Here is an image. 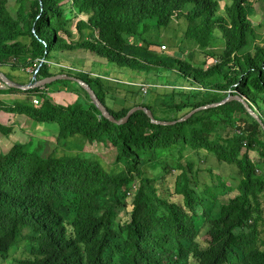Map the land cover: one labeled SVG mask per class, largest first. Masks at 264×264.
I'll use <instances>...</instances> for the list:
<instances>
[{
    "label": "trees",
    "instance_id": "trees-1",
    "mask_svg": "<svg viewBox=\"0 0 264 264\" xmlns=\"http://www.w3.org/2000/svg\"><path fill=\"white\" fill-rule=\"evenodd\" d=\"M254 3L14 0L13 18L7 0H0V68L37 70V80L63 73L81 79L116 120L141 106L154 119L171 122L239 96L264 125V44L250 19ZM174 21L185 25L183 40L196 50L191 60L181 46L173 55L153 49ZM79 54L123 72L150 74L146 82L169 86L160 90L165 98L154 100L151 86L145 94L129 88L131 97L119 101L101 74L92 77L76 61ZM58 83L76 101L53 100L48 89L56 82L27 91L8 88L41 102L10 112L55 124L62 149L70 150L77 136L111 148L112 163L122 168L107 171L94 158L46 153L42 145H15L0 154V264H264V132L241 102L201 110L173 125L153 124L143 111L116 125L77 84ZM110 98L121 108H109ZM159 105L176 117L158 119ZM160 154L175 164L169 165L174 179L166 194L157 184L170 172L162 179L144 174L152 164L165 170ZM211 188L221 192L213 196Z\"/></svg>",
    "mask_w": 264,
    "mask_h": 264
},
{
    "label": "rangeland",
    "instance_id": "rangeland-1",
    "mask_svg": "<svg viewBox=\"0 0 264 264\" xmlns=\"http://www.w3.org/2000/svg\"><path fill=\"white\" fill-rule=\"evenodd\" d=\"M223 3L224 2H221L220 5L223 6ZM14 6H15L14 0H7V10L9 11V13L11 14L13 18L16 17ZM251 9H252V12L250 15V19L252 21L253 26L256 28V33L258 37L257 41L262 42L264 44V0H255V3L251 7ZM184 32H185V25L174 21L165 32L159 33L158 37H159L160 45L158 47L153 48L154 51L157 54L163 53L167 55H173L174 51L177 50V46H181L183 47L182 51L184 55L188 59L191 60L193 57L192 51H196V50H193L192 44L183 40ZM220 45L221 43H219L218 46ZM162 46H165V48L163 49ZM75 59L76 61H79L80 63H82L81 65L84 66L83 68L84 70H89L91 73H93L92 77L96 76L95 74H101L102 76L101 78H103L104 86L106 88L108 87V92L112 94L113 96H115L119 101L123 100V98L129 99L131 97L126 94V91L129 90V88H132L133 90L139 89L140 92L144 94L141 89L144 88L148 92L150 91L149 89L151 88V86L156 89V91H151V96L154 98V100L160 101L161 99L165 98V97H161L160 90H162L163 88H167L169 86H166V87L161 86V85L156 86L155 84L151 85L150 83L146 82L145 78L149 77L150 74L146 76L143 73H137V72H132V71L123 72L124 70H119L118 68L110 66L106 64L104 61L99 62L98 59L91 58L89 57V55L79 54L77 55ZM195 61L196 59H194V62ZM96 62L103 63V65L98 66ZM61 85L62 84H59L58 82H56V84L51 87L60 88ZM31 98L33 99L34 97H31ZM134 98L135 96H133V99ZM116 100H113L112 98H110V101L109 100L107 101V106L113 109H120L121 107L115 103L117 102ZM27 103L28 105L29 104L31 105L29 101H27ZM157 104H159V102H157ZM164 108L165 107L160 106V105L157 108L155 116L158 119L168 120V119H173L176 117L175 113L166 111ZM47 127H52L53 130L55 131V134L57 135L58 129L56 125L47 124ZM34 143L35 144L32 148H34L37 145L45 146V149L47 150L46 153H50L52 149L55 148L56 146L55 142L49 143V145L42 144L38 141ZM71 144L72 145L70 146V150L65 149V153H70L74 155L82 154L86 156L87 158H94L98 160L107 171L117 172L118 169L120 170L122 168V165L115 166L112 163L114 161L115 153L113 150H111V148L104 147L101 144H95V143L87 144L85 140L80 136L72 138ZM82 146H83V149H82L83 151L80 153L79 152L77 153L76 148L82 147ZM59 149L60 147H58V150ZM166 156L168 158L170 157V155L160 154L161 160L163 161V163H166L164 171L160 169V164H157V165L152 164L144 168V174L148 178L162 179L163 177H166L169 174V173L167 174V172H170V174L167 176L168 178L160 180V182L157 184L160 189V192L163 194H166L165 193L166 190L172 189V184H173V179H174L173 177L169 178L171 174L174 175L173 170L170 168V166H175L174 161H171ZM249 156L254 161H257L258 159V155L255 151L250 152ZM208 164L211 167L216 166L215 163H212L211 161L208 162ZM201 169L203 170V172L200 174L201 176L200 179L201 180H205L206 178L208 179L206 167L203 166L201 167ZM213 171L215 172V174L218 172L216 169H213ZM262 173L258 169V172L256 173V175L260 176ZM226 180L229 185L235 186L238 184V180H235L233 178H226ZM220 192L221 190H216V188H211L208 193L214 196V195L219 194ZM232 195H234V193L231 194L230 196Z\"/></svg>",
    "mask_w": 264,
    "mask_h": 264
},
{
    "label": "crops",
    "instance_id": "crops-1",
    "mask_svg": "<svg viewBox=\"0 0 264 264\" xmlns=\"http://www.w3.org/2000/svg\"><path fill=\"white\" fill-rule=\"evenodd\" d=\"M0 71L15 84L27 85L31 82L32 76H29L22 69L12 71L8 67H3L0 68ZM66 87L64 84L60 88L49 87L50 97L57 103L69 104L76 101L77 96L73 93H67ZM7 89L8 87L4 85L3 89L0 90V127L5 130L3 132L0 130V154H8L15 145L25 150H31L35 144L34 142L37 141L48 145L55 142L56 146L52 150L56 149L57 155L65 154V149L60 148L58 150L57 135L52 127H47V124L37 123L26 116L10 112V109L16 105H28L27 101L31 103V97L33 96L13 93ZM42 147L44 152H47L45 146ZM76 152L78 153V151Z\"/></svg>",
    "mask_w": 264,
    "mask_h": 264
},
{
    "label": "water",
    "instance_id": "water-1",
    "mask_svg": "<svg viewBox=\"0 0 264 264\" xmlns=\"http://www.w3.org/2000/svg\"><path fill=\"white\" fill-rule=\"evenodd\" d=\"M42 65V62L38 65L37 69L40 68V66ZM0 81L8 88L11 89H17L20 91H27V90H32V89H38V88H43L47 85H50L52 83L58 82V81H69V82H73L75 84H77L79 87H81L89 96V98L91 99V101L93 102V104L95 105V107L98 109V111L100 112V115L105 118L106 120H108L109 122L116 124V125H121L127 122V120L129 119V117L135 113L136 111H143L147 117L150 119V121L153 124L156 125H173L175 123H179V122H185L187 121L189 118H191L195 113L201 111V110H205L208 108H212V107H217V106H221L229 101L232 100H237L239 102H241L243 104V106L245 107V109L248 111V113H250L261 125V128L263 129L264 132V125L260 122L258 116L250 109V107L248 106V104L241 99L239 96H228L226 97L223 101L219 102V103H215L212 105H207V106H203V107H199L197 109H194L192 111H190L189 113H187L186 115H184L183 117H181L180 119L176 120V121H171V122H166V121H159L154 119L152 113L150 112V110H148L147 108L138 106V107H134L131 108L128 113L126 114V116L124 118H122L121 120H116L112 115H110V113L108 112V110L106 109V107L100 102V100L97 98L96 94L94 93V91L90 88V86L82 81L81 79H78L72 75H68V74H59V75H54L52 77H48L45 79H41V80H37L36 79V74L33 75L31 77V82L28 83L27 85H18L13 83L12 81H10L6 75L0 71Z\"/></svg>",
    "mask_w": 264,
    "mask_h": 264
},
{
    "label": "built area",
    "instance_id": "built-area-1",
    "mask_svg": "<svg viewBox=\"0 0 264 264\" xmlns=\"http://www.w3.org/2000/svg\"><path fill=\"white\" fill-rule=\"evenodd\" d=\"M162 48L164 49L165 46H162ZM32 70L33 69H26L25 72L31 75L32 74ZM36 73H37V70L32 74V76L35 75ZM3 87H4V84L0 81V90L3 89ZM141 90H142V92L144 94L147 92L146 89H144V88H142ZM40 103L41 102H40V100L38 98H33L31 100V105H33V106H36L37 107V106L40 105Z\"/></svg>",
    "mask_w": 264,
    "mask_h": 264
}]
</instances>
